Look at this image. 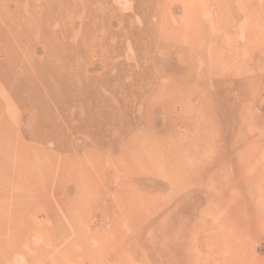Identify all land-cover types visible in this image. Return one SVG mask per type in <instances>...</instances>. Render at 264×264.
I'll use <instances>...</instances> for the list:
<instances>
[{
	"label": "rangeland",
	"instance_id": "rangeland-1",
	"mask_svg": "<svg viewBox=\"0 0 264 264\" xmlns=\"http://www.w3.org/2000/svg\"><path fill=\"white\" fill-rule=\"evenodd\" d=\"M203 97L213 127L181 110ZM0 119V264H264V0H0ZM20 130L48 134L60 167L36 204L38 191L6 171ZM157 135L189 141L190 168L238 136L254 150L242 173L211 166L202 176L227 183L222 196L207 185L160 191L162 166L130 147ZM237 150L224 153L230 168ZM147 197L167 199L150 208ZM220 230L224 253L213 248Z\"/></svg>",
	"mask_w": 264,
	"mask_h": 264
},
{
	"label": "bare ground",
	"instance_id": "bare-ground-1",
	"mask_svg": "<svg viewBox=\"0 0 264 264\" xmlns=\"http://www.w3.org/2000/svg\"><path fill=\"white\" fill-rule=\"evenodd\" d=\"M38 89V88H37ZM186 89V88H185ZM187 90V89H186ZM62 91V90H61ZM64 91V90H63ZM185 95V94H184ZM178 100H179V98H177ZM185 99V98H184ZM174 100V99H173ZM172 100V101H173ZM186 100V99H185ZM208 100L206 99V97H203L202 98V100L200 101V103H199V105H197V106H192L191 104L190 105H181L182 106V108H181V110L184 108V110H186V109H189V110H191V111H193V112H197V111H200V114L201 115H205V117H206V119H207V121H208V123H209V125L210 126H212L213 127V125H216V123H218V117H217V115L215 114V105H214V103L213 102H207ZM176 102V101H175ZM175 102L173 103V105L175 104ZM180 103V102H179ZM27 104V103H26ZM175 106V105H174ZM176 107V106H175ZM179 109V108H178ZM183 111V110H182ZM195 112V113H196ZM15 113V112H14ZM178 114H180V112L178 113ZM7 116H9V115H7ZM10 117V116H9ZM49 117V116H48ZM1 120V119H0ZM12 120H13V118H12ZM11 120V121H12ZM9 121V120H8ZM202 126H203V123L205 122V121H198ZM11 124H13V123H11ZM208 125V126H209ZM202 126H200V128H202ZM194 128V127H193ZM199 128V129H200ZM195 131H196V129H195ZM213 131H215V130H213ZM193 132H194V130H193ZM215 132H217V130L215 131ZM215 132H213L214 134V136L213 137H211L212 139H216L217 141H218V136H217V133H215ZM9 135V134H8ZM7 135V136H8ZM203 136H204V138L203 139H205V141H208V140H210L209 139V136L205 133V134H203ZM9 137V136H8ZM151 137V136H150ZM48 138H49V136H48V134H46V135H41V136H37L34 132H30V133H28V134H25V133H23V132H21V130L18 132V134H17V136H16V139H14V141L13 142H11L10 141V143L7 145V148L5 149L6 151H5V162H6V164H7V166H6V171L7 172H9V173H11L10 174V176L11 175H13V172H17L18 174H17V177L16 178H18L19 179V182L21 183V184H24V186H25V184L26 185H28V188L27 189H34L37 193H38V195L36 196V197H34V201L32 202L33 204H36V202H38V201H40V200H43V199H46V193L48 194L49 193V191L47 192L46 191V188L48 187V185H50L51 183H53V180H52V178H51V174L52 173H54L55 171H57L58 169H60V167H59V165H57V164H54V166L51 164V163H54L53 162V156L55 155L54 154V152H52V151H49L48 153H46V150H45V148L46 147H44V146H46V145H44V143L45 142H47V140H48ZM240 137L238 136V137H236V141H234L233 143H231L230 145H228V147H226L225 145H219L218 144V147L219 148H215L214 149V152H216V154H213V156L211 155V158L210 157H208V155L210 154V153H206V155H207V157L209 158V160H208V162L207 161H199V162H197V159H196V166L193 168H190V161H189V158H187L186 157V154H185V156H183L184 155V153H183V150H187L188 149V147H190V145H189V141H188V144L187 143H184V138H176V139H174V141H171L166 135H157L156 137H154V138H146L145 136L143 137V140H144V143L143 144H141V146L140 147H138L139 145L138 144H131L130 145V147L132 148V152L135 154L136 153V157H137V159L138 160H140V161H144V163L146 164V165H148V167H152L153 165L155 166V165H160V166H162V169H163V171H164V173L165 174H167V176L168 177H166V178H168L167 179V181L169 180V184H167V183H162V182H159L160 184L159 185H156L155 187H156V189H160V191L162 190V191H164V189L165 188H167V187H170V188H172V190H173V192H175V190L177 191H180V188L183 186H185L186 185V187H187V185H188V187L189 186H191L190 188L192 189V190H194V191H197V190H199L202 186H204V185H207V186H209V188L211 189V188H216V187H218L219 188V193L221 194V195H219V196H222V195H224L223 193L226 191L225 189H226V184L227 183H224V184H219L218 182H215L214 180L213 181H211V179L207 176L206 177V179H202V176L204 177V174L206 173V171L209 169V167H211V166H215V167H217L216 169H218V173H219V175L221 174V175H224V173H227L228 171L232 174V175H235V174H238V173H242L243 172V159H242V157H243V155H246V156H250V151H251V154H252V150H254V148L253 147H245V148H243L242 150L240 149V139H239ZM26 140H31V141H39V143H41V144H37V146L36 145H34V144H26ZM201 141V140H200ZM205 141H203L202 140V142H205ZM213 141V140H212ZM153 142H156V143H159V144H161V146L159 147V146H156V144H153ZM197 142V141H196ZM163 143V144H162ZM192 143H194V141L192 142ZM207 143V146H208V144L210 143L209 141L208 142H206ZM206 143H205V147H206ZM218 143V142H217ZM3 143H2V141L0 140V146L2 145ZM159 144H157V145H159ZM198 144H201V143H198ZM210 144H212V143H210ZM213 144H215V142L213 143ZM41 145V146H40ZM194 145H196V144H194ZM202 145H204V144H202ZM188 146V147H187ZM201 146V145H200ZM211 146V145H210ZM216 146V145H215ZM226 147V149H225V147ZM133 147H135L136 149L134 150L133 149ZM192 147H194V146H192L191 145V148ZM202 147V146H201ZM200 147V149H202ZM204 147V148H205ZM209 147V146H208ZM191 148H189V149H191ZM204 148H203V150H204ZM212 148H214L213 147V145H212ZM211 148V149H212ZM232 148H236V149H239V150H237V154H235L233 157H232V164H233V166H234V168H230V164H228L227 163V161L225 160V156H224V153L226 152V151H229V149H232ZM47 149V148H46ZM194 149V148H193ZM197 149H198V147H197ZM200 149H198L199 151L198 152H200ZM207 149V148H206ZM190 151V150H189ZM212 151V150H211ZM208 152H210V151H208ZM213 152V151H212ZM188 154V153H187ZM194 154H196V153H194ZM199 154V153H198ZM201 154V153H200ZM191 156H192V154H191ZM194 157V156H193ZM198 157V156H197ZM197 157H195V158H197ZM202 157H206V156H203V154H202ZM131 158H133V157H131ZM201 158V157H200ZM208 158H205L206 160L208 159ZM136 159V158H135ZM199 159V158H198ZM202 159V158H201ZM200 159V160H201ZM204 159V160H205ZM211 159V160H210ZM133 160V159H132ZM191 160H192V158H191ZM133 161H135V160H133ZM140 161H139V164H140ZM59 162V161H58ZM138 164V163H137ZM136 164V165H137ZM142 164H143V162H142ZM192 164V163H191ZM64 165V164H63ZM72 165V164H71ZM86 166V165H85ZM194 166V165H193ZM134 167L136 168V166L134 165ZM140 167V166H139ZM138 167V168H139ZM145 167V166H144ZM56 168H57V170H56ZM155 168H157V167H154V169ZM228 168V169H227ZM137 169V168H136ZM158 169V168H157ZM161 169V170H162ZM229 169H234V171L233 170H229ZM85 170V169H84ZM138 170V172H139V169H137ZM137 170H135V171H137ZM142 170H143V167H142ZM152 170V169H151ZM156 170V169H155ZM176 170H178V171H182V172H185V173H188L189 175H187L188 177H192L193 178V181H195V179H196V181L194 182V183H190V182H193L192 180H190L189 182H187L188 180H187V178L185 179L186 180V182L183 180L182 182H181V180H180V178H177L176 180H174V175H175V173L177 172ZM131 171V170H130ZM145 171V170H144ZM150 171V170H149ZM159 172H160V169L158 170ZM42 172H44V178L43 179H41V178H38L40 175H41V173ZM58 172V171H57ZM124 172H126V171H124ZM138 172H136V173H138ZM151 172V171H150ZM150 172H148L149 174H150ZM162 172V171H161ZM161 172H160V174H161ZM23 173V174H22ZM24 173L27 175H30V177L28 178V176H25L24 175ZM89 173V172H88ZM141 173V172H140ZM139 173V174H140ZM22 174V176H20ZM138 174V175H139ZM148 174V175H149ZM156 174H158V172L156 173ZM182 173H180L179 175H180V177H181V179H183L184 177L181 175ZM15 175V174H14ZM85 175V174H84ZM129 175V174H128ZM141 175H143V174H141ZM140 175V176H141ZM177 176H179L178 174H176ZM175 175V176H176ZM192 175V176H191ZM68 176V175H67ZM99 176V175H98ZM137 176V175H136ZM161 176V175H160ZM86 177H90V175L89 176H86ZM72 178V177H71ZM198 178V179H197ZM55 179V178H54ZM60 179H63V178H60ZM60 179L58 180V181H60ZM68 179V178H67ZM70 179V178H69ZM180 180V181H177V180ZM86 180H88L87 178H86ZM91 179H89L88 181H90ZM17 181V180H16ZM24 183H23V182ZM175 181H177V182H175ZM199 181V182H198ZM28 184H27V183ZM29 182H33L31 185H29ZM93 182V181H92ZM97 182V181H96ZM164 182H166V180H164ZM180 182V183H179ZM18 183V182H17ZM19 183V184H20ZM60 183V182H59ZM78 182H76V184H77ZM19 184H17V185H19ZM80 184V183H79ZM79 184H77L78 186H79ZM86 184H87V182H86ZM89 184V183H88ZM180 184H182V185H180ZM53 185H54V183H53ZM90 185V184H89ZM24 186H21V187H24ZM83 186V185H82ZM95 186H98V185H95ZM234 186V185H233ZM19 187V186H18ZM77 187V186H76ZM80 187V186H79ZM88 187V186H87ZM125 187H126V185H125ZM125 187H124V189H125ZM132 187V185L129 187L130 188V190L133 188H131ZM26 188V187H25ZM24 188V189H25ZM90 188V187H89ZM118 188V187H117ZM128 188V189H129ZM58 189V188H57ZM56 189V190H57ZM79 189H81V188H79ZM98 189V188H97ZM121 189H123V188H121ZM124 189H123V193H124ZM126 189H127V187H126ZM134 189H135V187L133 188V190H131V191H134ZM182 189V188H181ZM236 189H237V187H236ZM55 190V189H54ZM55 190V191H56ZM99 190V189H98ZM136 190V189H135ZM170 190V189H169ZM81 192H82V190H80ZM91 191V190H90ZM98 192V191H97ZM125 192H127L126 190H125ZM130 192V191H129ZM134 192H136V191H134ZM55 193V192H54ZM98 193H100V192H98ZM137 193V192H136ZM146 193V192H145ZM156 193V192H155ZM50 194V193H49ZM80 194V193H79ZM129 194V193H128ZM134 194V193H133ZM147 194H149L148 192H147ZM146 194V195H147ZM158 194V193H157ZM156 194V195H157ZM165 194V193H164ZM163 194V195H164ZM170 195H171V197L169 196L168 198L169 199H172L175 195L172 193L171 194V192L169 193ZM98 195H102V194H98ZM124 195H125V193H124ZM126 195H127V193H126ZM125 195V196H126ZM131 195V197H132V199H133V204L131 203H129L130 202V200H126L127 202H128V205H130V208L131 207H133L134 205H136V203L134 204V197L132 196V194H130ZM144 195V194H143ZM142 195V196H143ZM146 195H145V197H143V198H146ZM149 195H151V194H149ZM162 195V196H163ZM167 195V193L165 194V196ZM97 196V195H96ZM117 196H118V194H117ZM120 196H121V194H120ZM153 196V195H152ZM152 196H149L150 198H153ZM161 196V195H160ZM165 196H164V198H165ZM210 196V195H209ZM218 196V197H219ZM82 197V196H81ZM127 197V199H129L128 197V195L126 196ZM201 197H203V196H201ZM51 198V197H50ZM119 198V197H118ZM138 198V197H137ZM141 198V197H140ZM139 198V199H140ZM210 198H211V200L214 198L213 196L211 197L210 196ZM216 198V197H215ZM142 199V198H141ZM167 199V198H166ZM165 199V200H166ZM144 200V199H143ZM165 200H163V204H164V202H165ZM201 202L203 201V200H201V198L199 199ZM205 200V199H204ZM132 201V200H131ZM135 201H137V200H135ZM146 201L147 202H145V204L146 205H148L150 208H152L154 205L156 206H162L163 204H159V203H155L154 202V200H152V199H148V197H147V199H146ZM184 201H186V200H184ZM27 202V201H26ZM90 202V201H89ZM140 202H141V200H140ZM160 202V201H159ZM162 202V201H161ZM28 203V202H27ZM31 203V202H30ZM32 203H31V205H29V206H32ZM55 203H56V201H55ZM62 203V202H61ZM60 203V201H58V204H61ZM138 204V203H137ZM264 204V203H263ZM27 205V206H28ZM26 206V208L25 209H28L29 207H27ZM57 206H59V205H57ZM127 205H125V207H126ZM164 206V205H163ZM128 207V209H130L129 208V206H127ZM147 207V206H146ZM59 208H61V207H59ZM258 208V207H257ZM257 208H255V206H254V210L257 212V214L259 215V210L257 209ZM24 209V210H25ZM186 208H184V207H182V208H178V209H176L177 211H175V214L177 215V216H179L178 214L179 213H181L180 211H183V210H185ZM254 210H252V209H250V213L251 214H253L254 212ZM17 212V211H16ZM179 212V213H178ZM14 214L16 215V216H21L22 214H23V212H21V213H15L14 212ZM172 218H174V217H172ZM168 222V219H166L165 220V222L164 223H167ZM220 225H222V224H220ZM215 227V226H214ZM225 228V227H224ZM222 231V232H221ZM225 233H227V231H225V230H220V237H219V239L218 240H216V243L214 244V246H213V248H214V250H216V251H220L221 253H224L226 250H225V248H226V246H225V244H227V242H225L224 240L226 239H223V236L224 237H226V236H229V235H227V234H225ZM164 234H165V232H164ZM164 237L165 238H167V233L164 235ZM213 241V240H212ZM232 245V244H231ZM237 250H239V246L238 245H236V244H233V246L232 247H230V251L232 252L231 253V255H233L234 254V252H236ZM209 252H213V249H210L209 250ZM238 254V253H237ZM224 255V254H223ZM230 255V256H231ZM239 255V254H238ZM214 258H216V257H214ZM222 258V264H227V263H225V260H226V258L224 257V256H222L221 257ZM224 258H225V260H224ZM230 259H231V257H230ZM230 259H229V262H230ZM214 260V259H213ZM228 260V259H227ZM238 260V259H237ZM235 261V260H234ZM238 263V262H237ZM213 264H218V256H217V261H215ZM232 264V263H231ZM235 264V263H234Z\"/></svg>",
	"mask_w": 264,
	"mask_h": 264
}]
</instances>
